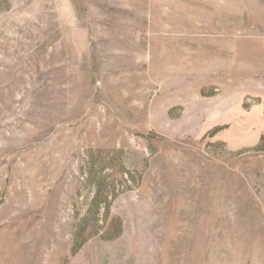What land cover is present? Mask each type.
<instances>
[{
    "label": "rangeland",
    "instance_id": "1",
    "mask_svg": "<svg viewBox=\"0 0 264 264\" xmlns=\"http://www.w3.org/2000/svg\"><path fill=\"white\" fill-rule=\"evenodd\" d=\"M264 0H0V264H264Z\"/></svg>",
    "mask_w": 264,
    "mask_h": 264
},
{
    "label": "trees",
    "instance_id": "2",
    "mask_svg": "<svg viewBox=\"0 0 264 264\" xmlns=\"http://www.w3.org/2000/svg\"><path fill=\"white\" fill-rule=\"evenodd\" d=\"M262 144H264V137H263V139H262V142H261Z\"/></svg>",
    "mask_w": 264,
    "mask_h": 264
}]
</instances>
